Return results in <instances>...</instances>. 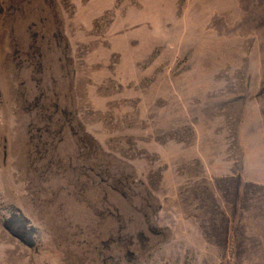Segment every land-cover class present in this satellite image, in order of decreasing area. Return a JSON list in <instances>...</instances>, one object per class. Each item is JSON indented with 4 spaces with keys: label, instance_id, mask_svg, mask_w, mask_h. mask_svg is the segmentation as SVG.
Wrapping results in <instances>:
<instances>
[{
    "label": "rangeland",
    "instance_id": "rangeland-1",
    "mask_svg": "<svg viewBox=\"0 0 264 264\" xmlns=\"http://www.w3.org/2000/svg\"><path fill=\"white\" fill-rule=\"evenodd\" d=\"M0 264H264V0H0Z\"/></svg>",
    "mask_w": 264,
    "mask_h": 264
}]
</instances>
